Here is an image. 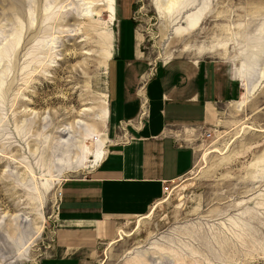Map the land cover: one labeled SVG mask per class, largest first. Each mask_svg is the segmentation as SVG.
Returning <instances> with one entry per match:
<instances>
[{"label": "rangeland", "instance_id": "obj_1", "mask_svg": "<svg viewBox=\"0 0 264 264\" xmlns=\"http://www.w3.org/2000/svg\"><path fill=\"white\" fill-rule=\"evenodd\" d=\"M165 5L102 0L85 18L74 0H0V48L16 43L0 64V264L52 255L61 185L97 164L84 137L97 142L105 123L106 59L125 15L152 64L221 60L241 93L192 143V170L151 213L102 228L91 263L264 264V0ZM252 63L249 90L237 70Z\"/></svg>", "mask_w": 264, "mask_h": 264}, {"label": "crops", "instance_id": "obj_2", "mask_svg": "<svg viewBox=\"0 0 264 264\" xmlns=\"http://www.w3.org/2000/svg\"><path fill=\"white\" fill-rule=\"evenodd\" d=\"M115 25L99 97L97 121L105 123L101 132L94 129L96 143V135L88 138L97 164L61 185L53 253L39 264H92L102 228L151 213L166 197L163 187L192 170V143L203 132L211 136L220 106L240 97L228 63L174 58L152 64L131 18L121 16Z\"/></svg>", "mask_w": 264, "mask_h": 264}, {"label": "bare ground", "instance_id": "obj_3", "mask_svg": "<svg viewBox=\"0 0 264 264\" xmlns=\"http://www.w3.org/2000/svg\"><path fill=\"white\" fill-rule=\"evenodd\" d=\"M174 1L175 0H165V4H166L165 5V10L167 12L170 10L171 6H173ZM100 2H102V0H74V3H75L76 8L78 10H80L81 15L83 17H85V18H90V16L93 14V12L96 11V9L99 6V3ZM193 25H194V23H190V27H192ZM15 47H16V43L15 42L14 43L12 42V43H9V44H5L4 46L3 45L1 46V48H0L1 49V53H0V64H1V62H3L9 56V54H11L10 52L12 50H14ZM254 65H255V63H252V65H250L248 67H245L246 69L241 68L240 70H237L238 71V75L243 80L242 82H244V86L247 89H249V90H252V88H253V86L250 87V84L249 83H250V77H251V70L253 69ZM248 94H250V93H248ZM91 135H93V134H91V132L87 133L86 136L84 137V139L87 140L88 138L91 137ZM90 153L91 152L87 149V147H83V149L81 151V154H80L81 155L80 160L81 161L82 160H84V161L85 160H88L89 159L88 156L91 155ZM5 159L9 160L8 158H5Z\"/></svg>", "mask_w": 264, "mask_h": 264}, {"label": "built area", "instance_id": "obj_4", "mask_svg": "<svg viewBox=\"0 0 264 264\" xmlns=\"http://www.w3.org/2000/svg\"><path fill=\"white\" fill-rule=\"evenodd\" d=\"M201 135H203L205 138H209L210 134L203 132ZM93 141L96 142V137L93 138ZM171 187L169 186H164L163 187V192L165 193V195L167 196L170 193ZM61 195V193H59V196Z\"/></svg>", "mask_w": 264, "mask_h": 264}]
</instances>
